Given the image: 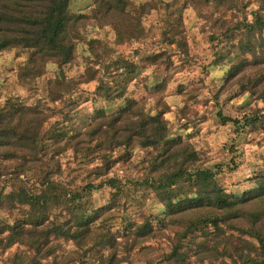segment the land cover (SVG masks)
Listing matches in <instances>:
<instances>
[{
  "label": "trees",
  "instance_id": "16d2710c",
  "mask_svg": "<svg viewBox=\"0 0 264 264\" xmlns=\"http://www.w3.org/2000/svg\"><path fill=\"white\" fill-rule=\"evenodd\" d=\"M72 1L0 0V50L15 48L16 53L26 54L17 72L21 81L38 78L48 63L64 77V67L76 57V39L83 37L81 27L89 20L109 24L124 39L142 33L139 14L150 6L148 0H92L85 12L72 9ZM245 5L243 0H165L159 26L160 39L184 53L185 8L191 6L216 29L210 34L211 63L226 64L224 78L236 76L239 91L263 102L244 110L240 118L217 108L216 115L223 122L232 121L236 129L243 122H264V0H258L250 19L225 17L228 10H243ZM86 43L88 56L108 76L97 77L95 95L107 101L123 97L140 69L139 61L149 54L111 56L100 38L89 37ZM96 71L90 64L85 66L84 80L93 79ZM168 79L163 77L155 87H164ZM67 81L73 84L71 78ZM47 96L54 100L58 94L48 91ZM41 104L38 98L28 103L17 95L1 98L0 94V210H6L0 215V246L19 242L32 250V254L16 253L10 264H43L40 257L47 255L52 256L47 264H85L92 256L98 264H117L118 236L128 251L137 244L151 247L140 242L164 233L165 228L172 235L162 261L264 264V168L250 175V185L228 190L218 173L236 166L235 152L213 166L202 162L194 143L171 132L159 98L155 107L133 100L109 112L95 108L81 130L64 123L69 115L63 109L60 120L46 125L52 111ZM135 149H140L136 162L143 172L129 182L144 186L160 207L142 212L141 221L122 213L120 226H112L110 220L118 216L113 205L127 209V203L141 205L143 200L130 196L117 174L97 184L93 179L108 173L115 162L132 160ZM76 170H85L81 187L73 185ZM101 184L110 186L109 201L94 206L90 196ZM53 238L70 239L77 249L57 260L55 249L60 244ZM105 246L106 253L100 249ZM218 257L220 261L214 263Z\"/></svg>",
  "mask_w": 264,
  "mask_h": 264
},
{
  "label": "rangeland",
  "instance_id": "374dc122",
  "mask_svg": "<svg viewBox=\"0 0 264 264\" xmlns=\"http://www.w3.org/2000/svg\"><path fill=\"white\" fill-rule=\"evenodd\" d=\"M148 1L150 6L139 14L142 33L138 35L135 33L129 39L116 34L109 24L100 25L103 23L95 20L83 24L84 26L81 27L83 37L76 39V57L64 67V77L55 64L48 63L45 71L38 78L21 81L17 72L25 61L26 54L23 51L16 53L15 48L0 50L1 98L8 94L17 95L28 103H33L38 98L44 109L52 111V117L46 121V125L53 119L60 120L63 109L67 110L69 115L68 119L63 120L64 123L79 130L88 123L95 108L103 107L109 112L120 104L133 100L144 101L146 106L155 107L159 98V101L165 104L164 117L171 132H179L183 138L194 143L202 162L213 166L215 162L228 160L235 152L236 166L218 173L219 181L223 186L228 190H236L250 185L252 183L249 179L250 175L264 168V122L253 120L250 125L243 122V126L236 129L232 121L223 122L216 115V111L220 108L222 114L240 118L244 110L262 106V100L239 91L235 83L236 76L225 79L226 64L211 63L214 46L210 34L216 29L211 28L206 19L197 15L191 6L185 8L183 22L187 53H184L177 49L175 44L170 48L160 39L159 26L164 14L162 4L165 0ZM91 2L92 0H73L71 7L88 12ZM134 2L138 3L139 0ZM243 2L246 4L243 10L233 9L231 12L230 9L225 17L229 19L246 16L250 19L252 10L257 9L258 0H243ZM92 36L102 40L105 44L103 48L111 56H115L118 52H129L135 55V58L137 53L149 54L148 58L139 61L140 69L130 81L124 96L114 101L104 100L93 92L97 77L108 79V76L98 68V63L90 59L85 49L87 38ZM88 64L97 68V71L93 79L85 81L84 70ZM163 77L169 78L166 85L162 88L155 87ZM69 78L72 79L73 84L67 81ZM48 91L58 94V97L51 100L47 96ZM230 146L234 151L229 149ZM140 154V149H135L131 157L133 161L115 162L108 173L93 179L97 184L107 176L117 174L126 182L130 196H136L137 201L143 200L141 205L127 203V209L122 208L120 204L113 205L111 209L117 211L118 216L110 220L112 226H120L119 215L122 213L126 212L130 217L141 221L142 212L155 211L160 207V203L152 193L146 191L144 186L129 182L130 179L142 177L143 170L136 162ZM66 159V156H62L63 161ZM76 171L78 175L73 185L81 187L85 180V170ZM109 197L110 186L101 184L93 189L90 201L94 206H101L109 201ZM4 211L6 210H0V215L5 213ZM233 233L238 232L234 230ZM171 235L172 230L165 228L164 233L154 238H143L140 242V244H150L151 247L140 248L137 244L128 251L125 249L123 237L118 236L116 255L120 259L117 264H174L160 259L162 251H167L169 248ZM241 236L255 241L252 237L243 234ZM53 242L60 244L55 249L57 260L77 249L70 239L53 238ZM100 249L106 253L109 248L105 246ZM16 253L32 254V250L19 242L0 246V264H10ZM51 258V255L40 257V262L47 264ZM93 258L92 256L85 264H98ZM220 259L221 257H218L213 262L218 263ZM203 264L210 262L205 259Z\"/></svg>",
  "mask_w": 264,
  "mask_h": 264
}]
</instances>
